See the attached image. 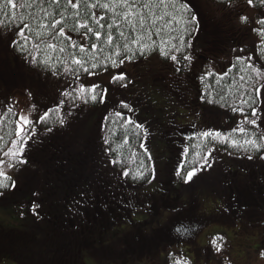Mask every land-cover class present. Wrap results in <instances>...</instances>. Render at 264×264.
<instances>
[{
    "label": "trees",
    "instance_id": "16d2710c",
    "mask_svg": "<svg viewBox=\"0 0 264 264\" xmlns=\"http://www.w3.org/2000/svg\"><path fill=\"white\" fill-rule=\"evenodd\" d=\"M207 1L231 7L249 2ZM251 4L262 14L257 37L232 44L213 63L215 31L204 23L200 0H0V165L36 169L43 195L35 213L43 236L52 231L47 212L52 202L70 203L81 189L93 199L99 182H144L152 176L145 109H133L118 96L104 102L102 83L79 80L126 58L136 62L158 53L162 65L152 57L148 75L154 85L163 83L178 96L191 94V107L207 108L202 134L190 141L189 167L205 165L215 147L264 166V0ZM128 79L114 76L116 85ZM142 98V104H151ZM103 103L95 124L83 132L88 115ZM21 110L32 119L19 131ZM176 130L180 137L182 125ZM6 176L10 179L0 176L7 185L0 195L15 189L14 178ZM243 222L253 223L239 221L241 229ZM6 250L7 258L18 254Z\"/></svg>",
    "mask_w": 264,
    "mask_h": 264
},
{
    "label": "flooded vegetation",
    "instance_id": "af4514ba",
    "mask_svg": "<svg viewBox=\"0 0 264 264\" xmlns=\"http://www.w3.org/2000/svg\"><path fill=\"white\" fill-rule=\"evenodd\" d=\"M183 95L194 104L191 94ZM185 114L184 131L176 142L167 136L179 135L175 121L172 117L163 121L166 156L155 180L99 182L93 199L91 191L81 189V198L70 203L52 202L47 210L52 231L41 238L30 223L3 225L0 259L7 258L5 249L11 247L12 252L27 256L24 264H223L225 251L237 244L226 220L233 224L258 220L264 228V203H260L264 166L229 158L225 169L216 170L217 189L189 178L188 148L191 138L204 130L205 110L194 106ZM201 176L208 179L203 172ZM255 235L257 244L250 242ZM243 236L251 250L264 255V229ZM219 240L221 246L215 248ZM234 262L240 264L238 259Z\"/></svg>",
    "mask_w": 264,
    "mask_h": 264
},
{
    "label": "rangeland",
    "instance_id": "374dc122",
    "mask_svg": "<svg viewBox=\"0 0 264 264\" xmlns=\"http://www.w3.org/2000/svg\"><path fill=\"white\" fill-rule=\"evenodd\" d=\"M200 3L203 8V16L206 19L204 23L215 31L213 43L209 49L213 56L224 57L227 49H232L235 46L232 44L238 45L241 42H245L253 35L257 37V30L260 27L259 15L262 14L260 10L253 7L248 1L234 7L217 5L207 0H200ZM242 18H246V20ZM228 42H231V45L226 44ZM253 42L247 43L253 44ZM198 43L199 45L208 44L207 41H198ZM226 46L228 47L226 48ZM152 57H154L153 59L156 61V64L162 65L159 54L154 53L153 56H148L136 62L126 58L111 67L84 74L79 78L80 82L85 85L102 83L104 87V102H108L112 97L118 96L119 100L133 104V109H145L146 113L143 114L145 118H143V124L147 130V146L153 162L151 181L155 180L159 172L160 162L166 156L164 152V138H162L160 133L161 122L169 117H172L177 122H183L184 118L188 117L185 113L191 109L183 103L181 98L172 89L164 86L163 83L154 85L150 80L148 75L153 74L152 69L154 65L151 63ZM214 59L215 57L212 59L213 63ZM142 70L144 79L140 77ZM118 73L128 75L129 79L123 84L116 85L114 76ZM65 80L67 81V78ZM141 97H143L142 100H146L144 97L149 98L148 101L151 104L147 106L146 102L142 104L139 100ZM103 107L104 103L98 106L94 113L88 115L83 132H88L95 124L96 117L99 116V112H101ZM22 116L27 117L28 121L32 119L31 113L21 110L18 120L19 131H22L28 124L21 119ZM230 156L233 157L229 152L222 149L221 152L211 157L210 165L206 170H203L210 172L208 181L215 178L216 174V170L211 168V166H215L219 170L225 169L229 165ZM35 170V168L25 165H0V172L11 175L15 180V189L4 195H0V225L21 226L24 224V227H26L28 223L34 224L37 229V235L41 238L43 223L41 217L35 213V210L40 208L38 201L43 193L39 183V176L34 173ZM208 181L203 182V185L212 186L215 189L220 186L218 179L214 182ZM262 196L264 199V193ZM228 224H232V221H228ZM242 225H244L243 230L240 224H232L229 228L227 227L234 233V244H237L235 246L231 245L228 251H225L223 264H235L234 260L236 259H238L240 264H264V255L262 256L259 253L262 251L250 249V242L258 243L256 235L250 239V242L245 240L243 236L247 234L248 230L255 233L260 232L262 224L258 223V220H254L253 223L243 222ZM261 242H264L263 239ZM221 243L222 241H217L216 244L218 246L215 248H219ZM26 257L25 254H16L13 257L0 259V264H24Z\"/></svg>",
    "mask_w": 264,
    "mask_h": 264
},
{
    "label": "snow or ice",
    "instance_id": "6c2138e0",
    "mask_svg": "<svg viewBox=\"0 0 264 264\" xmlns=\"http://www.w3.org/2000/svg\"><path fill=\"white\" fill-rule=\"evenodd\" d=\"M8 3H12V0H8ZM249 3H251V0H249ZM242 19H245L246 20V18H242ZM261 23H264V21H261ZM96 35L97 36H99L100 35V33H96ZM109 39H111V37H109ZM93 47H95V45H93ZM174 60L176 59V57H172ZM122 62V61H121ZM77 63H79L78 61H77ZM96 65H93V67H95ZM85 71H87L86 69H85ZM93 99H95V97H93ZM255 111H253V113H252V115L253 116H255ZM21 119L27 124V123H30V121H28V119H27V117H21ZM39 119H43V117H39ZM61 123H63V120H61ZM250 123H252V124H255L256 123V121L253 119V120H251L250 121ZM204 135L205 136H207V135H209V133H204ZM235 143V142H234ZM250 143H252L254 146H256V144H255V141H251ZM8 153H5V155H7ZM0 163H3L2 161H0ZM192 174L193 173H189L188 175H189V178H191V176H192ZM0 176H2V177H4L5 179H10L9 177H7L6 176V174L5 173H3V172H0ZM0 187H7V185H4V184H2V183H0Z\"/></svg>",
    "mask_w": 264,
    "mask_h": 264
}]
</instances>
